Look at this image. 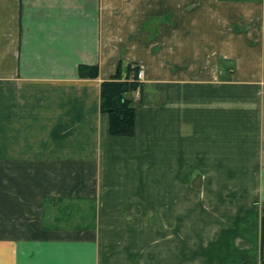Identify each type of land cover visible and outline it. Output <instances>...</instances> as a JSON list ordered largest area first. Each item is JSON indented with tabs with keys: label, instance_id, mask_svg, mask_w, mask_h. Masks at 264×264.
<instances>
[{
	"label": "crops",
	"instance_id": "crops-1",
	"mask_svg": "<svg viewBox=\"0 0 264 264\" xmlns=\"http://www.w3.org/2000/svg\"><path fill=\"white\" fill-rule=\"evenodd\" d=\"M119 60L144 71L130 137L99 110ZM193 163L216 226L195 257L169 237L161 251L152 227L150 264H261L264 0H0V264H102L108 242L106 264H135L147 229L125 205L163 201L143 195L161 177L177 201ZM43 196L96 199L97 228L43 231Z\"/></svg>",
	"mask_w": 264,
	"mask_h": 264
},
{
	"label": "rangeland",
	"instance_id": "rangeland-1",
	"mask_svg": "<svg viewBox=\"0 0 264 264\" xmlns=\"http://www.w3.org/2000/svg\"><path fill=\"white\" fill-rule=\"evenodd\" d=\"M228 70H225L223 77L226 78L228 76ZM191 180L190 184L188 183V178H183V172L181 176V180L177 182V184L180 185V192L183 196L180 197V199H177V201L169 202V192L176 191L178 193L179 186L176 185V183H172L167 178L161 177L160 183L156 184L154 182L153 184L149 183L148 179L145 180L144 184V197L147 198H160L161 202L158 203H151V202H139V203H128L125 205V215L126 220L124 219H115L112 220V222H117L120 224V221H126L125 224L128 227H136V226H143V228H146L147 231L145 232L144 236L142 235V239H135L136 244L138 245V252L135 253V255H131V258L134 259L136 262L135 264H150L151 261V240H152V231L151 228H160L159 231L155 229L156 232H159V242H160V249L162 251L164 246L167 243V239H171V243H186L188 253L197 254V248L200 242L201 235L200 233L203 230L206 229H213L216 226V220L213 217V213L215 211L214 206L216 201H213L214 203L204 202L201 198V185H202V177L199 171V165L198 163L192 164L191 169ZM190 185V186H189ZM182 187V188H181ZM213 198H215L213 196ZM43 199V198H42ZM94 200L95 206L97 207L96 199L89 198ZM92 200H84L82 201L81 205L74 204L72 206L71 210L77 212V216L73 218L72 220L64 221V224L60 221L57 224V227L50 228L47 227L46 229L42 228V224L45 226H48L47 222H44L42 219V202L40 204V215L38 213V222L39 226H41V229L44 231L48 230L50 232L54 231H79V230H95L97 228V225L99 224L97 222V219H95L94 227L91 225L92 220ZM117 206L115 209L122 210L123 204L120 203L114 204V206ZM78 206V207H77ZM107 206V204H105ZM75 207V208H74ZM95 207V211H96ZM78 208V209H77ZM113 209V208H112ZM214 210V211H213ZM132 214H135L132 215ZM134 218H130V217ZM96 217V216H95ZM46 219L48 216L46 215ZM79 227L81 228L76 229L74 225H78L79 221ZM240 221V220H239ZM98 223V224H97ZM222 223V222H221ZM61 225V226H60ZM87 226V228H84V226ZM102 225H107L106 220H102ZM114 225V224H112ZM223 225H225V222H223ZM117 226V225H114ZM162 227H165L166 230H163ZM176 229V233H170L171 228ZM203 229V230H202ZM184 233H187L184 235ZM101 238L104 239L107 235H100ZM99 236V237H100ZM135 237V236H134ZM103 239L101 240V244H103ZM202 239H206V235H202ZM133 240H128V242H132ZM174 241V242H172ZM127 242V243H128ZM134 242V241H133ZM191 246V247H190ZM189 247V248H188ZM117 247H111L109 242L105 246V250L103 251V254L100 251V260L103 262L102 264H106L104 261L108 260L114 253L117 252ZM120 252L123 256H125V247L122 245L119 247ZM123 250V251H122ZM136 252V251H135ZM192 256V259L194 257ZM144 259H143V258ZM197 258V257H196ZM195 258V259H196ZM142 259V260H141ZM161 264L162 261H161ZM166 264V263H164Z\"/></svg>",
	"mask_w": 264,
	"mask_h": 264
},
{
	"label": "trees",
	"instance_id": "trees-1",
	"mask_svg": "<svg viewBox=\"0 0 264 264\" xmlns=\"http://www.w3.org/2000/svg\"><path fill=\"white\" fill-rule=\"evenodd\" d=\"M77 71L79 78L83 79H95L98 76V66L96 64H79ZM137 71V63H124L123 60H119L115 73L110 78L100 82L99 110L108 116V132L110 135L130 137L134 134L135 101L132 93L142 92L145 88V84L137 79ZM84 200L92 199L75 196H43L41 206L42 219L44 215L45 217L46 215L48 216L47 219L45 217L43 219L48 226L42 224V228L46 229L49 226L50 228H56L59 221L64 224V221L72 220L77 216L76 208L74 207L75 212H73L71 210L72 206L75 203L80 206ZM92 202V227L90 228L94 227L96 219V206L94 200ZM79 224L80 221L74 227L76 229L81 228ZM87 226H84V228H87ZM259 246L261 264H264V216L260 218Z\"/></svg>",
	"mask_w": 264,
	"mask_h": 264
},
{
	"label": "built area",
	"instance_id": "built-area-1",
	"mask_svg": "<svg viewBox=\"0 0 264 264\" xmlns=\"http://www.w3.org/2000/svg\"><path fill=\"white\" fill-rule=\"evenodd\" d=\"M143 66L141 64H138V71H137V79L142 80L143 78Z\"/></svg>",
	"mask_w": 264,
	"mask_h": 264
}]
</instances>
